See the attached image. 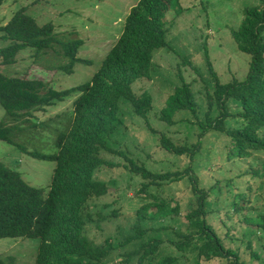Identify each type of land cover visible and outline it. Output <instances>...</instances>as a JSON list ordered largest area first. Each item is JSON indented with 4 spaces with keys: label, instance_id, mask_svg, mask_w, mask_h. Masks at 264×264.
<instances>
[{
    "label": "trees",
    "instance_id": "trees-1",
    "mask_svg": "<svg viewBox=\"0 0 264 264\" xmlns=\"http://www.w3.org/2000/svg\"><path fill=\"white\" fill-rule=\"evenodd\" d=\"M5 1L0 0V7ZM261 1L260 6L243 10L242 22L231 32L237 50L249 58L246 77L242 81L221 84L205 52L206 69L215 86L206 90L207 110L200 120H197L198 104L191 85L181 75L182 84L167 97L160 111L159 121L168 126L178 122L195 126L198 130L195 143L177 145L165 133L152 129L147 115L153 108V98L147 92L136 96L133 91L136 82L152 78L153 58L156 50L166 48L168 26L177 10H181L180 0H139L126 16L119 38L98 70L83 85L56 91L42 80L17 78L0 72V106L4 110L0 119V142L18 145L34 160L54 163L47 195L42 189L29 186L19 172L0 163V240L37 239L35 264L100 263L114 247L109 239L103 245L87 240L83 210L90 200L105 196L110 187L97 180L96 173L102 168L123 167L142 180L138 192L145 200L138 208V221L179 215L178 202L172 198L161 200L152 193L153 186L187 180L195 199V208L184 216L194 232L179 235L182 241H171L170 254H163L162 249H166L163 242L152 238L141 246L137 264H178L183 258H187L186 264H207L215 259L225 260L227 264H245L239 251L224 246L211 223L218 206L215 198L221 182L202 187L198 184L193 162L203 149V140L210 134L224 137L229 161L249 159L254 152H264V0ZM54 29L50 23L38 25L26 14V9L16 11L6 24L0 25V68L18 65L17 57L27 49L35 51L36 61L40 53L52 52L56 60L47 68L54 72L70 75L75 65L92 64L78 58L84 41L76 33H68L64 38ZM183 59L199 75L198 69L188 59ZM59 61L67 64L61 66ZM68 98L73 99L71 112L66 116L65 129L55 139V154L28 153L24 144L13 141L14 132L24 131L19 124L29 123L28 129L44 125L30 123L28 119L32 120L33 112L44 111ZM120 104L127 105L131 115L142 119L151 134L159 136L162 150L177 158L187 157L188 166L183 170L155 173L125 153L112 150L108 142L120 123ZM230 104H234L235 112H231ZM217 109L219 114H216ZM181 111L187 112L189 118L180 115V119H175ZM107 152L121 158L125 165L106 161L102 155ZM256 165L259 167L253 166L250 173L240 174V177L249 176L252 181L256 177L263 179L264 163ZM243 183L241 181V185ZM226 185L228 191L231 188L233 192L229 207L235 213L246 210L242 216L245 225L242 234L231 235L229 239L233 243L239 239L241 242L250 238L257 240L256 248H252L253 242L248 240L244 252L249 253L251 262L264 264V213L248 216V195L236 193L230 180ZM136 233L130 239H141L148 230L137 226ZM0 264L6 263L0 258Z\"/></svg>",
    "mask_w": 264,
    "mask_h": 264
},
{
    "label": "rangeland",
    "instance_id": "rangeland-1",
    "mask_svg": "<svg viewBox=\"0 0 264 264\" xmlns=\"http://www.w3.org/2000/svg\"><path fill=\"white\" fill-rule=\"evenodd\" d=\"M138 1L6 0L0 7V25L6 24L16 11L26 9V14L35 19L38 25L52 24L55 33L60 37L71 32L76 33L84 41L78 58L92 64H77L70 75L63 71L54 72L47 68L52 67L56 60L52 52H48L47 55L40 53L36 61L35 51L27 49L17 57L18 65L10 69L0 68V72L17 78L42 80L56 91L87 83L114 44L125 17ZM261 3V0H180L181 10H177L176 17L168 26L166 48L156 50L153 58L152 78L138 81L133 86L136 96L147 92L153 98V108L147 115L152 129L165 133L177 145L196 142L198 130L195 126L181 122L168 126L159 121L160 111L164 108L167 97L182 84L179 78L181 75L185 82L191 85L198 104L197 120H200L201 115L207 110L206 90L209 91V88L215 86L206 69L205 52L221 84L230 83L232 80L242 81L246 77L249 58L237 50V43L235 44L231 32L238 29L245 8L260 6ZM183 58L188 59L190 64L198 69L199 75L184 63ZM59 64L65 66L67 62L59 61ZM71 104L72 99L68 98L63 103L44 111L33 112L32 120L28 119L30 123L44 125L37 129H28L29 123L19 124L20 129L24 128V131L20 134L14 132L13 141L24 144L28 153L37 151L45 155L55 154L54 142L57 134L67 125L66 116L71 112ZM229 107L231 112H235L234 104H230ZM120 111V123L108 142L112 150L125 153L137 164L145 165L155 173L183 170L188 166L190 161L187 157L177 158L162 150L158 143L159 136L152 135L142 119L131 115L127 105L120 104ZM216 112L219 114L218 109ZM180 115L189 118L187 112L181 111L177 113L175 119L176 117L180 119ZM3 116L4 110L0 106V119ZM223 138L210 134L203 140V149L193 162L198 184L207 188L221 182L220 192L215 198L218 199V206L211 223L225 247L239 251L245 259V264H257L249 260L248 252H244L248 240H252V248H256L257 240L250 238L241 242L239 239L237 243H233L229 239L231 235L242 234L245 226L242 216L246 210L235 213L229 207L233 192L231 188L228 191L226 182L230 180L236 193L248 195L250 199L246 207L248 216L255 217L259 213H264V177L261 180L253 178L254 181L249 176L240 177V174L250 173L253 166L259 167L256 163H264V152H254L249 159L229 161ZM102 157L120 166L125 165L121 158L108 152L103 153ZM0 163L19 172L29 186L42 189L47 195L54 163L34 160L18 145L15 147L4 142H0ZM95 178L110 187L105 196L90 200L87 207H84V220L87 223L84 235L88 241L100 245L109 239L114 249L107 258L94 264H137L141 246L152 238H158L163 242V248H166L165 251L162 249L163 254H170L171 241H182L179 235L194 232L184 217L187 211L195 208V199L187 180L164 182L151 188L152 193L161 200L170 198L176 200L179 215L159 220L138 221L137 211L145 200L138 192L142 180L123 167L102 168L96 173ZM241 181L244 182L243 185ZM248 186L250 190L247 189ZM211 197L213 196L210 195L212 200ZM137 226L141 230H148V233L141 239H130L137 234ZM161 228L163 229L157 232ZM38 244L37 239L0 240V258L6 264H35ZM186 260L187 258H183L178 264H186ZM207 264L227 262L215 259Z\"/></svg>",
    "mask_w": 264,
    "mask_h": 264
},
{
    "label": "clouds",
    "instance_id": "clouds-1",
    "mask_svg": "<svg viewBox=\"0 0 264 264\" xmlns=\"http://www.w3.org/2000/svg\"><path fill=\"white\" fill-rule=\"evenodd\" d=\"M125 18H126V17H125ZM124 21H125V19H124ZM124 21H123V24H124ZM122 29H123V25H122V28H121V31H120L118 37H117L116 40L114 41V44H115V42L117 41V39L119 38V36H120V34H121V32H122ZM114 44H113V45H114ZM113 45H112V46H113ZM112 46H111V48H112ZM111 48H110V49H111ZM110 49H109V50H110ZM109 50L107 51V53L109 52ZM107 53L105 54V56L107 55ZM105 56H104V57H105ZM103 59H104V58H103ZM103 59H102V60H103ZM100 64H101V63H100ZM72 101H73V99H72Z\"/></svg>",
    "mask_w": 264,
    "mask_h": 264
},
{
    "label": "crops",
    "instance_id": "crops-1",
    "mask_svg": "<svg viewBox=\"0 0 264 264\" xmlns=\"http://www.w3.org/2000/svg\"><path fill=\"white\" fill-rule=\"evenodd\" d=\"M117 38V37H116ZM116 40V39H115Z\"/></svg>",
    "mask_w": 264,
    "mask_h": 264
}]
</instances>
